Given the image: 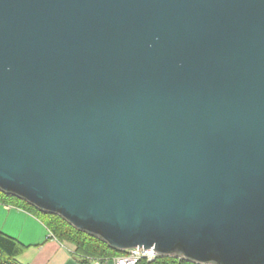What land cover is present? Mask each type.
<instances>
[{"label": "water", "instance_id": "obj_1", "mask_svg": "<svg viewBox=\"0 0 264 264\" xmlns=\"http://www.w3.org/2000/svg\"><path fill=\"white\" fill-rule=\"evenodd\" d=\"M0 190L114 249L264 264V0H0Z\"/></svg>", "mask_w": 264, "mask_h": 264}, {"label": "trees", "instance_id": "obj_2", "mask_svg": "<svg viewBox=\"0 0 264 264\" xmlns=\"http://www.w3.org/2000/svg\"><path fill=\"white\" fill-rule=\"evenodd\" d=\"M0 202L12 204L28 210L36 215L50 230L53 237L64 243L69 242L76 246L75 255L79 264H96L123 256L125 250L114 249L100 239L85 232L79 231L59 215L49 214L38 210L24 200L6 194L0 190ZM27 247L18 239L0 231V264H26L19 257ZM137 264H200L176 256H158L148 262L141 260Z\"/></svg>", "mask_w": 264, "mask_h": 264}, {"label": "crops", "instance_id": "obj_3", "mask_svg": "<svg viewBox=\"0 0 264 264\" xmlns=\"http://www.w3.org/2000/svg\"><path fill=\"white\" fill-rule=\"evenodd\" d=\"M0 231L27 247L19 257L26 264H79L76 246L58 241L36 215L24 208L0 202ZM99 264H114V259Z\"/></svg>", "mask_w": 264, "mask_h": 264}, {"label": "built area", "instance_id": "obj_4", "mask_svg": "<svg viewBox=\"0 0 264 264\" xmlns=\"http://www.w3.org/2000/svg\"><path fill=\"white\" fill-rule=\"evenodd\" d=\"M159 254L154 248H131L127 250V253L123 256L116 257L114 264H137L141 260L151 262L155 260ZM96 264H99V262Z\"/></svg>", "mask_w": 264, "mask_h": 264}]
</instances>
